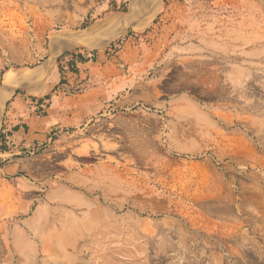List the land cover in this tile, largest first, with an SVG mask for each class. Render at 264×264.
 <instances>
[{
  "label": "rangeland",
  "instance_id": "1",
  "mask_svg": "<svg viewBox=\"0 0 264 264\" xmlns=\"http://www.w3.org/2000/svg\"><path fill=\"white\" fill-rule=\"evenodd\" d=\"M0 264H264V0H0Z\"/></svg>",
  "mask_w": 264,
  "mask_h": 264
},
{
  "label": "crops",
  "instance_id": "2",
  "mask_svg": "<svg viewBox=\"0 0 264 264\" xmlns=\"http://www.w3.org/2000/svg\"><path fill=\"white\" fill-rule=\"evenodd\" d=\"M13 107H12V112L16 115V116H22L24 117H29L30 118V114L29 111L26 109L25 105L23 104V101L18 98V97H13V101L12 103ZM30 128H33L34 130L36 129H43V130H47L50 131L54 128V126L56 124H63L64 123V118L61 117V115L56 112L55 114L51 115L50 117L47 116L44 120H36L34 118H30ZM24 135V131L22 128L18 129L16 132H14L13 137H17L19 139H21ZM35 136H41L39 134H35L32 137L28 138V140H32L33 137Z\"/></svg>",
  "mask_w": 264,
  "mask_h": 264
},
{
  "label": "bare ground",
  "instance_id": "3",
  "mask_svg": "<svg viewBox=\"0 0 264 264\" xmlns=\"http://www.w3.org/2000/svg\"><path fill=\"white\" fill-rule=\"evenodd\" d=\"M9 5V4H8ZM5 6V5H4ZM78 40V42H80L81 44L83 43V42H85L86 41V39L84 38H78L77 39ZM87 43V42H86ZM14 81V78L11 76V77H9V84L11 83V82H13ZM6 87H7V84H6ZM31 93H33V94H35V92L34 91H30ZM85 192H86V194H88V195H93V194H95V195H97L98 196V198H96V199H99L101 202H103V203H105L104 201H106V195H103L102 194V192H99V191H93V192H91V190H85ZM32 229V228H31ZM18 230V229H17ZM16 230V231H17ZM70 230L68 229L67 230V228H63V229H61L60 230V232L61 233H64V234H67L68 232H69ZM34 233V232H33ZM72 233V232H71ZM69 234H70V232H69ZM17 235H22V233L21 232H18L17 233ZM68 235V234H67Z\"/></svg>",
  "mask_w": 264,
  "mask_h": 264
}]
</instances>
